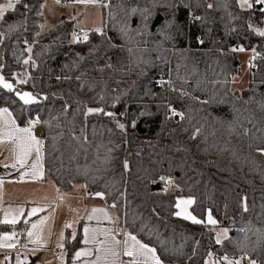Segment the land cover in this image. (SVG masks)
Returning <instances> with one entry per match:
<instances>
[{"label": "trees", "instance_id": "obj_1", "mask_svg": "<svg viewBox=\"0 0 264 264\" xmlns=\"http://www.w3.org/2000/svg\"><path fill=\"white\" fill-rule=\"evenodd\" d=\"M189 1L198 17L190 23ZM42 2L20 0L0 20V73L23 76L18 88L38 100L26 105L0 88V107L20 127L38 122L43 166L58 191L83 183L162 264H264L263 11L240 9L237 0H98L104 29L71 43L65 19L36 39ZM236 47L261 53L240 92L230 90ZM167 80L169 90L160 85ZM125 113L126 136L118 126ZM179 197L193 199L200 223L175 216ZM207 213L229 228L220 244ZM78 234L67 237V262Z\"/></svg>", "mask_w": 264, "mask_h": 264}, {"label": "rangeland", "instance_id": "obj_2", "mask_svg": "<svg viewBox=\"0 0 264 264\" xmlns=\"http://www.w3.org/2000/svg\"><path fill=\"white\" fill-rule=\"evenodd\" d=\"M16 4V0H2L0 8H5L6 11L12 10L7 8L9 3ZM190 2V1H189ZM264 5L261 0H256L254 5L250 0H237V5L240 9L249 10L250 8L257 5ZM261 10V9H260ZM4 13V14H5ZM40 14L42 20L39 23V34L44 35L50 30L58 26L62 19L73 22V31L71 33V41L78 39L79 37L84 38L90 31L101 32L104 29V18L103 9L98 0H86V2H77L74 0L72 4H64L62 0H43ZM263 25L256 29L258 33L264 32V13L262 12ZM76 37V39H74ZM248 51H256L252 48ZM261 55L258 54V56ZM257 56V57H258ZM256 57L252 58L248 54L237 53L238 71L230 79V90L240 92L248 86L251 74V64ZM0 77L7 83L12 84V90H8L2 86L3 90L13 92L21 103L25 104L23 100L20 99L19 94L25 92L31 94L33 104L37 102V98L30 91L25 89H19L18 85L25 82V78L20 75H15L14 80L6 79L3 74L0 73ZM26 104V105H28ZM7 109L5 107H0V110ZM8 114L0 113V136H3V142L0 143V264H56L55 259L47 253L45 250L48 248L47 240L50 225L52 224L51 208L47 205L39 204L35 205L30 203L27 211V217L24 218L23 225H9V217L4 215L12 210H15V198L17 196L27 195L30 191L31 180L33 177L44 178L47 176V170L43 167V137L40 130L39 135L35 132V122L36 120L28 121L24 126L20 127L16 124L11 112L7 109ZM178 113V112H175ZM174 114V112H173ZM176 115L177 118L180 116ZM15 122V127L17 128H30L32 135L42 142L41 150L39 153V162L37 167L38 174L34 175V170L32 169V164L37 163V153L33 149L31 155L28 157L27 162L23 167L17 163V155H19V149L13 140L7 137V133L12 131L11 122ZM16 135H22V133H16ZM15 164V167L12 165ZM176 189V186L172 190ZM34 202V201H33ZM37 209L35 213H32V209ZM26 207L23 208V210ZM44 210V211H41ZM39 212L40 215H37ZM29 216H33L29 219ZM9 222H5V220ZM43 220L44 223L41 225L40 221ZM37 224L38 228L33 229L32 225ZM7 225L8 230L2 231V227ZM214 232V239L217 242V237L219 236L221 243L225 238H227L229 233V228L225 226H211ZM32 232L33 235L29 237L28 233ZM22 233V234H21ZM24 238L22 239V236ZM7 237V239H6ZM14 245H19L25 252L12 251ZM225 261L224 258H222ZM221 259V260H222ZM233 262V264H247L244 258L239 257L235 260L227 259L226 264ZM205 264H221V261L215 262L212 257H209ZM249 264H256L254 262H249Z\"/></svg>", "mask_w": 264, "mask_h": 264}, {"label": "crops", "instance_id": "obj_3", "mask_svg": "<svg viewBox=\"0 0 264 264\" xmlns=\"http://www.w3.org/2000/svg\"><path fill=\"white\" fill-rule=\"evenodd\" d=\"M257 7H259L258 10H262L264 5L260 4L257 5ZM39 36L40 34L38 32L36 39ZM84 40V38L79 37L78 39L71 41L70 35L71 43ZM236 53L247 54L240 49ZM35 127H39L37 121L35 122ZM30 191L31 193L29 192L27 195L17 196L14 199L15 210H12L4 215L9 217V225L22 224L24 229L23 221L24 218L27 217L26 215L30 203H34L35 205H39L41 203L49 206L53 215L52 224L50 225L49 234L47 236L48 248L45 251L55 259L56 264H93V262L96 261L97 256L101 257L99 264H106V262L107 264H112L113 261H115V264H133L134 260L137 264H140V262L143 261L144 257L142 256H129L124 254L126 248L132 247L133 242L129 239V237H135V235L126 230L123 225V219L119 216L117 209L114 206L105 204L100 195L90 194L83 183L77 182L73 184L71 189L68 191L59 192L57 185L50 179L47 172V176L44 178H32ZM187 200H191L192 203H181L182 201ZM192 204V198H177L175 204V216L193 223L191 219H185L186 215L193 216L191 213ZM24 207H26V209L23 210ZM37 213V215H40L39 212ZM209 216L211 215L207 213L205 219L206 224L210 226H217V223L212 216L211 219L214 220L215 223L213 224L209 222ZM32 217L33 216H29V219ZM13 220L15 222H12ZM8 228L9 227L5 225L2 227V231L8 230ZM85 228L90 230L88 233L90 242L88 244L84 243ZM93 229L96 230L95 233L91 231ZM77 234L80 236V245L76 247L71 255L70 261L67 262V252L65 249L67 237L70 241H72L77 237ZM93 235L97 241H102L103 244L92 242ZM23 238L24 235L22 236V239ZM136 240L138 239L136 238ZM116 241H119L120 243L117 244ZM125 241H127V244H125ZM140 243L143 244L142 242ZM14 246L12 251L15 252L16 250H14ZM97 247L101 248L100 252L96 251ZM105 249H111L119 253V255L113 257L111 252H106ZM22 250L17 252L27 251V249L25 251ZM86 250L90 251L91 255H82L79 258L76 257L77 252H84ZM155 255L157 256L156 252ZM244 260L247 264H249L250 261L246 259ZM226 261L227 260L223 261L222 259L221 264H226ZM149 264H152V262L150 261Z\"/></svg>", "mask_w": 264, "mask_h": 264}, {"label": "snow or ice", "instance_id": "obj_4", "mask_svg": "<svg viewBox=\"0 0 264 264\" xmlns=\"http://www.w3.org/2000/svg\"><path fill=\"white\" fill-rule=\"evenodd\" d=\"M19 2H20V0H16V3H19ZM57 2H59V0H57ZM77 2H86V0H77ZM261 2L264 3V0H261ZM13 7H14V5L11 2L7 5L8 9H11ZM25 7H28V6L25 5ZM5 11H6L5 8H0V20L3 19ZM14 27H15V25H9L10 29H12ZM259 34L264 36V32H260ZM74 39H76V37H74ZM84 39L87 40L86 34H85ZM24 62L28 63L27 60H25ZM0 86L6 88L8 90H12V88H13L12 84L7 83L3 80V77H0ZM18 95L20 96V99L24 101L25 104L31 103L33 100L31 94H29L27 92H25L23 94L18 93ZM89 111L91 112L92 110L89 109ZM0 113L10 115L9 113H7V109L0 110ZM108 115H112V113H108ZM174 115H179V114L174 112ZM11 124H12V131L7 133V137L9 139L13 140V142L16 144L17 148L19 149V155H17V158H16L17 163H19L20 166L23 167L25 165V163L27 162L28 157L31 155V153L34 149L37 153V163H33L31 167L34 170L33 174L34 175L38 174V172L36 170L38 167L39 153L41 150L42 142L40 140H37L32 135L30 128H27V127L26 128H17V127H15L14 121H12ZM119 126L121 128L124 127L123 125H119ZM16 133H22V135H16ZM2 142H3V136H0V143H2ZM12 166L15 167V164H13ZM181 203L191 204L192 201L187 200V201H182ZM36 211H37V209H35V208L32 209V213H35ZM185 219H191L193 223H197V224L201 222V221L197 220L194 216H190V215H186ZM5 222H9V221L6 219ZM12 222H15V221L13 220ZM209 222L213 223V224L215 223V221L211 219V216H209ZM43 223H44V221L41 220L40 224L42 225ZM32 228L36 229V228H38V225L33 224ZM89 231L90 230L87 228L84 229V233H85L84 243L85 244H88L90 242L89 236H88ZM91 231L93 233H95L96 230L93 229ZM28 235H29V237H31L33 235V233L29 232ZM6 239H7V237H6ZM129 239H131L133 243H132L131 248H126V251L124 253L125 255H129V256L136 255V256L144 257L143 261H141L140 264H149L150 261L152 262V264H161L160 259L155 255V249L148 247L147 245L141 244L138 240H136L135 237H129ZM92 242H95L98 244H103L102 241H97L94 235L92 237ZM219 242H220V239L218 236L217 237V243H219ZM116 243L119 244L120 242L116 241ZM125 244H127V241H125ZM96 251L100 252L101 248L97 247ZM105 251L111 252V255L113 257H116L119 255V253H117L111 249H105ZM82 255H91V252L86 250L84 252H77L76 253L77 258H79ZM224 259L227 260L228 258L225 257ZM100 260H101V257L97 256L96 261H94L93 264H99ZM106 264H107V262H106ZM112 264H115V261H113ZM133 264H137V262L134 260ZM229 264H233V262H229Z\"/></svg>", "mask_w": 264, "mask_h": 264}, {"label": "built area", "instance_id": "obj_5", "mask_svg": "<svg viewBox=\"0 0 264 264\" xmlns=\"http://www.w3.org/2000/svg\"><path fill=\"white\" fill-rule=\"evenodd\" d=\"M62 3H66V4H72L73 0H62ZM187 11H188V22H193V21H198V17H195L191 11L190 8V2L186 5ZM262 11L264 12V7L262 9ZM235 51H239V48L237 47V49L235 48ZM243 51V50H242ZM245 53H247L249 56H251L252 58L258 56V54H260V52L258 51H243ZM252 63V61L250 62V64ZM166 83V84H165ZM161 86H166L167 90H169V81H161L160 82ZM176 116V115H175ZM119 125H123L124 127L122 128L124 130L125 136L127 135V130H128V124H127V113L124 114L123 119L119 122ZM120 127V126H119ZM121 128V127H120ZM163 178V179H162ZM159 180L164 184V186L168 189H172L174 186H176V183L173 179L171 178H166V177H160ZM124 225V222H123ZM22 248L19 245L14 246V250L16 251H20Z\"/></svg>", "mask_w": 264, "mask_h": 264}, {"label": "water", "instance_id": "obj_6", "mask_svg": "<svg viewBox=\"0 0 264 264\" xmlns=\"http://www.w3.org/2000/svg\"><path fill=\"white\" fill-rule=\"evenodd\" d=\"M257 9H259V7H257ZM161 20H162L161 16L156 17V19L154 20V22H153V24L151 26V30H154L158 26V24L161 22ZM133 24H135V21L133 22ZM236 49H237V47H236ZM120 109H121V106H118L116 108V110L114 111V113L118 114ZM175 118L177 119V116H175ZM40 130H41V128L37 127L35 129L36 134L38 133V135H39ZM136 131L138 133H142L143 132V129H141V123L140 122H138L137 125H136ZM158 188H159L158 184H154V185L151 186L152 190H156Z\"/></svg>", "mask_w": 264, "mask_h": 264}]
</instances>
